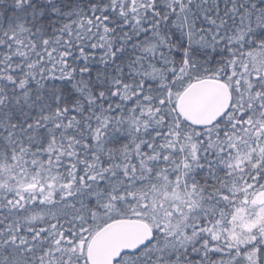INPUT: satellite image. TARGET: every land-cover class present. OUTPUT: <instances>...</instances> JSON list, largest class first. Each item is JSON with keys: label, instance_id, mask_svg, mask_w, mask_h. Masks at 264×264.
Wrapping results in <instances>:
<instances>
[{"label": "snow or ice", "instance_id": "snow-or-ice-1", "mask_svg": "<svg viewBox=\"0 0 264 264\" xmlns=\"http://www.w3.org/2000/svg\"><path fill=\"white\" fill-rule=\"evenodd\" d=\"M0 264H264V0H0Z\"/></svg>", "mask_w": 264, "mask_h": 264}]
</instances>
